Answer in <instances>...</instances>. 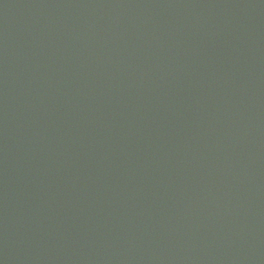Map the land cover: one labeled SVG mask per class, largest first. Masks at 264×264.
<instances>
[{
    "label": "water",
    "instance_id": "obj_1",
    "mask_svg": "<svg viewBox=\"0 0 264 264\" xmlns=\"http://www.w3.org/2000/svg\"><path fill=\"white\" fill-rule=\"evenodd\" d=\"M0 264H264V0H0Z\"/></svg>",
    "mask_w": 264,
    "mask_h": 264
}]
</instances>
